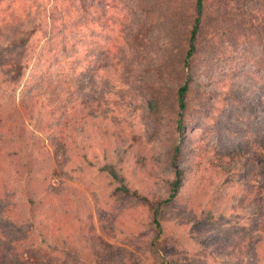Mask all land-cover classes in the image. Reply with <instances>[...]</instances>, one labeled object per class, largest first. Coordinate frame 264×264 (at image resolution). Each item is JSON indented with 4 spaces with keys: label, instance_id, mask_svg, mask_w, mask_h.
<instances>
[{
    "label": "trees",
    "instance_id": "1",
    "mask_svg": "<svg viewBox=\"0 0 264 264\" xmlns=\"http://www.w3.org/2000/svg\"><path fill=\"white\" fill-rule=\"evenodd\" d=\"M130 1L0 0V205L21 196L16 218L26 223L23 232L0 226V238L21 237L0 264H147L152 255L139 238L153 235L139 224L140 207L155 201L153 226L167 235L156 254L175 249L165 245L177 233L166 221L172 208L190 229L221 227L225 215L240 225L236 214L248 209L255 221L233 235L264 227V5L235 21L229 10L239 6L217 11L218 0H195L185 36H163L155 49L139 36L148 10ZM138 37L142 50L129 42ZM59 148L68 156L58 164L64 177L93 178L88 193L53 182ZM103 208L129 234L124 244L90 239L82 218L88 224ZM70 217L78 228L64 235L61 220Z\"/></svg>",
    "mask_w": 264,
    "mask_h": 264
},
{
    "label": "rangeland",
    "instance_id": "2",
    "mask_svg": "<svg viewBox=\"0 0 264 264\" xmlns=\"http://www.w3.org/2000/svg\"><path fill=\"white\" fill-rule=\"evenodd\" d=\"M124 3V0H121ZM131 2L130 0H126V4ZM212 0L209 1V3ZM125 4V3H124ZM194 4L195 0H138L136 4L137 7H143L146 11L148 10L149 14L145 18V23L148 26L145 29H142L140 38L145 41L146 38H149L154 42L155 49L157 45L158 39H163L165 36L166 40H169L172 43H178L176 37H184L186 33V26L194 17ZM235 5L239 6V8L233 7L230 11L231 19L237 21V19L248 18L252 12H258L260 8L264 5V0H218L216 2V6L220 7V9L216 8L217 11L222 10L221 8L227 7V5ZM127 6V5H126ZM228 8V7H227ZM208 11H215L213 6L208 7ZM207 11V12H208ZM142 20V18H141ZM179 21V23H178ZM175 27V34L171 35L169 28L171 26ZM129 31H134L129 29ZM169 41V42H170ZM134 46L140 50L144 48L143 44L139 41V37L129 41ZM147 58V57H146ZM144 58L143 60H145ZM87 63V60H86ZM84 63V64H86ZM135 71V70H133ZM133 73V72H132ZM52 76L50 79H52ZM52 81H56L52 79ZM5 84L0 82V89ZM94 95H97V92L93 91ZM2 100H6L7 97L4 96V93L0 95ZM111 115V112L108 113V116ZM112 116V115H111ZM30 129L34 128L33 123L28 124ZM151 128L144 127L143 130L148 134V136L154 132ZM37 133V131H36ZM89 136L88 138H90ZM63 148H59L58 152L55 154V161L53 166V182H63V187L67 188V190L78 189L80 191H86L88 193V185H94V183H90L89 181H79L78 179H72L68 177H64L58 164H61L67 161L68 156L63 152ZM94 150V147H93ZM96 153L99 155V159H102V151L99 146H96ZM90 158L93 159V154L90 155ZM69 167H73L71 164ZM75 168V167H73ZM209 180V179H208ZM111 189L112 186L110 185ZM215 192L211 193L209 196L210 204L215 203L217 199L214 197L220 191L218 187L215 186ZM96 190V189H95ZM156 195V194H155ZM12 196L16 197L11 200V203L8 204V200L5 203L0 205V226L10 228L11 230H16L18 232H23V227L26 226L25 222H18L16 218L19 213H21L24 209L23 201L21 196L12 193ZM114 203H116L113 200ZM156 202V201H155ZM155 202H149L146 206L140 207V210L143 212V215L140 217L142 222L139 224L147 225V229L152 232V239L147 241L146 238H139L144 245L145 250H149V253L152 255L151 261H147V264H264V227L256 226L254 232L251 235H247L243 237L242 231L241 236L239 234L233 235V229H238L240 231V225H248L252 224L255 221L257 214L254 210H247L244 214L239 215L236 214V217L240 220V225H238L234 220L230 221L229 217L222 220V226L217 227L211 223H208V226L205 224L199 225L198 227H194V229H190L189 225L182 226V221L178 218V212L174 211L175 209H170L171 217H167L166 221L173 225L175 232L174 242L165 244L167 247L175 246V249L168 248L166 253L168 255H164L163 253L156 254L157 249H161V245L165 242L167 235L161 234L157 236L156 227L153 226L154 223L152 221L151 214L155 208ZM91 205L96 210L97 206L96 202L90 200ZM119 204V201L117 202ZM99 206H104L99 204ZM169 207L168 204L165 205ZM6 209V211H3ZM173 213V214H172ZM194 217L196 218L199 215V212H192ZM10 218V220L6 221V218ZM195 218L190 222V226L192 225ZM243 218V219H242ZM126 225H137L136 221H132L130 217H123ZM249 219V220H248ZM41 220L45 224L47 228L54 225V219L52 216L48 214H44L41 217ZM87 218L83 217L82 221L84 222V226L87 225L89 229L87 233L90 236V239L93 242H99L102 244H107V242L124 244L128 236H123L119 232L120 229L115 227V223L117 220L114 216L106 217L105 208L101 211H95L94 219L88 221L86 223ZM236 220V219H235ZM63 222L62 231L64 235H71L75 229L78 228V224L72 223V218L69 220H61ZM238 222V220H236ZM144 222V223H143ZM256 223V222H255ZM184 224H187L185 222ZM220 228H225L223 233L219 232ZM115 229V230H114ZM15 232L17 234H20ZM236 237L234 241H231L232 237ZM231 237V238H230ZM21 238L18 235L8 233L7 236L0 238V260L12 259L16 255V250L14 249L15 240ZM230 238V239H229ZM238 238V240H237ZM106 241V242H105ZM148 242V243H147ZM210 243L211 249L207 248L202 253L201 252V243ZM238 242L239 247L236 246ZM24 242L20 241L18 245H23ZM147 244V245H146ZM142 245L133 246L132 249L136 252H139ZM112 247L111 245H108ZM230 246H235L238 250L237 255L230 253ZM224 252V254H222ZM25 256H27L26 250H23ZM20 250V254H23ZM29 253V251H28ZM175 257V262L172 260ZM18 256V255H17ZM16 256V257H17ZM37 264H41L40 260H35Z\"/></svg>",
    "mask_w": 264,
    "mask_h": 264
}]
</instances>
